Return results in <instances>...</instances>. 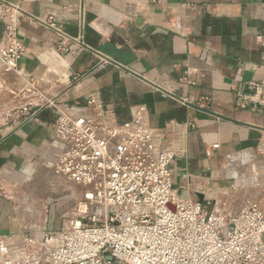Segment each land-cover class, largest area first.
<instances>
[{
    "label": "crops",
    "instance_id": "1",
    "mask_svg": "<svg viewBox=\"0 0 264 264\" xmlns=\"http://www.w3.org/2000/svg\"><path fill=\"white\" fill-rule=\"evenodd\" d=\"M1 1L34 19L52 17L78 42L65 40L59 52L55 28L20 21V75L0 76V109L39 102L30 78L42 103L32 120L0 125V237L53 231L46 221L33 226L31 212L20 216L14 196L46 180L56 161V110L82 112L91 94L118 125L143 107L151 128L171 132L179 153L169 167L182 196L237 184L260 156L264 116L248 85L264 81V0Z\"/></svg>",
    "mask_w": 264,
    "mask_h": 264
},
{
    "label": "built area",
    "instance_id": "2",
    "mask_svg": "<svg viewBox=\"0 0 264 264\" xmlns=\"http://www.w3.org/2000/svg\"><path fill=\"white\" fill-rule=\"evenodd\" d=\"M27 16L17 4L0 2V76L20 75L25 47L18 27ZM27 18L55 28L52 17ZM55 30L62 38L57 51H66L65 40L78 42ZM37 83L30 78L27 90L39 102L1 108L0 125L35 118L42 103ZM248 88L264 116V81ZM56 115L51 131L61 150L53 175L81 193L60 230L0 237V264H264V189L242 201L229 196L236 184L182 196L169 167L179 153L174 137L151 128L143 107L118 125L91 94L82 112L60 108Z\"/></svg>",
    "mask_w": 264,
    "mask_h": 264
},
{
    "label": "rangeland",
    "instance_id": "3",
    "mask_svg": "<svg viewBox=\"0 0 264 264\" xmlns=\"http://www.w3.org/2000/svg\"><path fill=\"white\" fill-rule=\"evenodd\" d=\"M262 149L260 156L251 159L252 164L248 165L245 173L237 180L236 190L230 192L229 196L234 200L242 201L255 198L264 189V145ZM34 176L37 177L36 174ZM46 177L47 179L42 182L35 178L33 183L30 182V185H35L31 189H19L14 200L17 201L18 209L21 208V212L27 208H30L31 212L33 211L35 220L38 221L34 220L33 226H44L46 221L47 228L58 231L67 224V218L71 216L74 202L82 189L56 179L53 175V166ZM221 199L222 197L218 196L217 200ZM25 212L27 213V211Z\"/></svg>",
    "mask_w": 264,
    "mask_h": 264
},
{
    "label": "bare ground",
    "instance_id": "4",
    "mask_svg": "<svg viewBox=\"0 0 264 264\" xmlns=\"http://www.w3.org/2000/svg\"><path fill=\"white\" fill-rule=\"evenodd\" d=\"M65 184V183H64ZM20 207H22V205H20ZM18 211H19V214H20V216H22L23 214H24V212L25 211H27V212H31V209L30 208H27L24 212H21V208L20 209H18ZM26 213V212H25ZM32 214H33V211L31 212ZM45 218V217H44ZM44 221V220H43Z\"/></svg>",
    "mask_w": 264,
    "mask_h": 264
}]
</instances>
